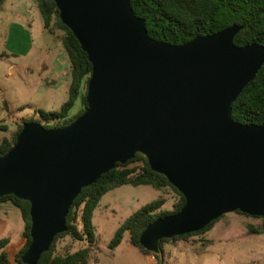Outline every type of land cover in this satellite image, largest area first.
Here are the masks:
<instances>
[{"label": "water", "instance_id": "obj_1", "mask_svg": "<svg viewBox=\"0 0 264 264\" xmlns=\"http://www.w3.org/2000/svg\"><path fill=\"white\" fill-rule=\"evenodd\" d=\"M52 1L91 74L81 116L49 129L23 123L0 157V198L29 204L21 262L37 264L80 191L137 153L184 198L140 234L148 253L229 213L263 217L264 123L242 125L231 112L264 65V46H236L235 24L171 45L148 36L130 0Z\"/></svg>", "mask_w": 264, "mask_h": 264}, {"label": "trees", "instance_id": "obj_2", "mask_svg": "<svg viewBox=\"0 0 264 264\" xmlns=\"http://www.w3.org/2000/svg\"><path fill=\"white\" fill-rule=\"evenodd\" d=\"M33 1L41 16L44 30L50 35L57 31L62 32L60 44L70 65L67 100L61 104L58 111H40L39 114L46 122L61 120L62 125L54 127H64L81 116L86 108V85L91 74V64L76 38L60 22L54 2L52 0ZM130 6L136 17L145 20L147 34L155 41L182 45L195 37L213 34L235 24L241 27L233 38L236 46L242 47L253 43L264 46V0H130ZM78 99L82 104V109L69 118V113ZM231 119L242 125L264 123V65L258 70L254 79L243 88L232 105ZM26 122L39 123L35 120H22L11 138L1 139L0 157L12 147L22 124ZM42 127L54 128L47 125H42ZM122 185L150 186L157 191L168 188L176 195L170 211H159L165 203L163 198H159L133 212L119 225L108 243V248L114 249L120 244L123 235L127 233L128 241L132 246L144 254H151L140 246V234L156 219L178 212L184 204V198L164 176L150 169L143 155L137 153L125 164L116 163L113 169L101 175L94 184L80 191L68 209L65 220L66 231L53 238L48 250L40 255L37 264H87L93 251L94 237L91 225L93 211L106 192ZM5 203L19 210L23 222L22 235L26 243L14 259L16 264H23L20 259L21 255L30 244L29 204L12 195L0 198V206ZM235 213L248 216L238 211ZM222 217L210 222L197 232L160 240L159 253L152 254V256L159 261V264H163V243H174L208 232ZM66 237L73 241L86 242L87 246L74 252L65 248L61 253H57L56 242ZM8 243L9 238L0 239V264H11L4 250Z\"/></svg>", "mask_w": 264, "mask_h": 264}, {"label": "rangeland", "instance_id": "obj_3", "mask_svg": "<svg viewBox=\"0 0 264 264\" xmlns=\"http://www.w3.org/2000/svg\"><path fill=\"white\" fill-rule=\"evenodd\" d=\"M53 35L55 39L44 30L33 0H0V138H11L22 120L62 125L61 120L46 122L39 114L58 111L68 95L65 72L69 64L60 44L62 32ZM81 109L78 99L68 117ZM159 198L165 200L159 211H170L176 195L168 188L157 191L144 185H122L106 192L93 211V251L87 264H159L152 254L132 246L127 233L118 246L108 248L128 216ZM0 207L8 208L12 229L23 228L16 207L9 203ZM179 241L163 243V264H264V217L229 213L208 232ZM85 246L86 242L66 237L56 242L55 250L74 252Z\"/></svg>", "mask_w": 264, "mask_h": 264}, {"label": "crops", "instance_id": "obj_4", "mask_svg": "<svg viewBox=\"0 0 264 264\" xmlns=\"http://www.w3.org/2000/svg\"><path fill=\"white\" fill-rule=\"evenodd\" d=\"M50 36H52L53 38L55 37L54 35H50ZM68 64H69V61H68ZM69 72H70V65H68V71L65 72V78H66V82L68 86L70 83ZM47 81L49 83L53 82L51 78H48ZM2 138H8V136L7 135L2 136L0 138V141ZM8 214H9L8 208L0 207V239L9 238V243L7 244L4 250H5V253L7 254V258L9 262L11 264H16L14 261L15 255L24 247L26 243V239L22 235L23 228H20L17 231L12 229L11 223H10V216Z\"/></svg>", "mask_w": 264, "mask_h": 264}]
</instances>
